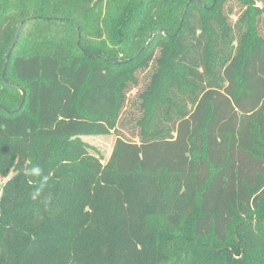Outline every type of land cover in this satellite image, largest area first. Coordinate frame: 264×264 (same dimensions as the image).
<instances>
[{
  "label": "trees",
  "instance_id": "trees-1",
  "mask_svg": "<svg viewBox=\"0 0 264 264\" xmlns=\"http://www.w3.org/2000/svg\"><path fill=\"white\" fill-rule=\"evenodd\" d=\"M201 1L0 0V54L19 17L21 31L34 21L81 37L75 54L42 32L20 47V31L7 59L0 175H13L0 192V264H169L166 225L196 246L185 238L225 243L236 221L253 248L264 225V0ZM124 117L138 140L117 135L101 165L80 137ZM34 165L42 175L25 176Z\"/></svg>",
  "mask_w": 264,
  "mask_h": 264
},
{
  "label": "rangeland",
  "instance_id": "rangeland-1",
  "mask_svg": "<svg viewBox=\"0 0 264 264\" xmlns=\"http://www.w3.org/2000/svg\"><path fill=\"white\" fill-rule=\"evenodd\" d=\"M255 4L261 5V2L257 1ZM20 19L21 17L14 20L13 25L15 27L17 26V28L19 26ZM261 21H263L261 26L264 28V17ZM40 32L46 33L47 37L55 36L56 40H63L62 45L64 47L62 48L63 50L65 49L68 53H77L76 48L77 45H80L81 37L80 35L78 36L77 32L74 31L72 27L65 26L63 24H57L55 26L51 25L50 29L48 30L34 21L25 24L20 34V47L25 43L33 40L34 37ZM260 33H263L262 28L260 30ZM96 40L97 38H91L89 39V42H95ZM11 43L12 41H10L9 44L11 45ZM20 50V48H16L15 53L20 52ZM7 51H5V53L3 54H0V79L2 77L3 71L4 75H6L5 73H7V63L6 65H4ZM15 53L13 52L12 54ZM7 75L9 76L8 73ZM135 91L136 88H132L130 94L133 95ZM4 98L10 100L12 98H15V95L9 92L5 94ZM128 112L129 109H127L126 112L124 111L122 115H127ZM126 120H128V117H124V125H122V123H119L116 131H111L107 134H90L80 137L82 142L86 144L89 153L92 154V156L96 157L101 165H105L109 161L117 135H120L129 140H138L136 132L133 133L132 131V123H129ZM11 175H13V171L8 173L7 176L9 177ZM7 176L0 175V192ZM241 219L242 218L239 217V219L236 220ZM188 221L189 217L185 215L182 222L179 224L184 231H186L185 228ZM235 224L236 221H233L230 224L229 237L225 243H211L209 238L196 237L193 239H189V237L185 238L181 236V238H185L188 241L192 240L196 242V246L179 244L183 243V241L178 242V240H180V237L177 235V231L171 227H167L166 225L163 228V244L168 250L175 252L169 264H195V261L198 262L197 264H264V225L259 230V237L254 242L253 248L247 251V249L241 246L240 233L236 231ZM199 246H201V248H199ZM211 247L214 250L213 253L210 252ZM204 248L208 251H205L200 256H197L196 259H192L197 251H199L198 253H201V250H203Z\"/></svg>",
  "mask_w": 264,
  "mask_h": 264
},
{
  "label": "water",
  "instance_id": "water-1",
  "mask_svg": "<svg viewBox=\"0 0 264 264\" xmlns=\"http://www.w3.org/2000/svg\"><path fill=\"white\" fill-rule=\"evenodd\" d=\"M190 1H191V0H190ZM197 1H199L202 5L205 6V4L203 3V1H201V0H197ZM215 1H216V0H213L212 4L209 6L210 8L214 5ZM186 7H187V6H185V8H184L183 14H182V16H181V20H180V22H179V24H178V26H177V28H176L174 34L177 33V31L179 30V28H180V26H181L182 20H183L184 15H185ZM209 7H208V8H209ZM23 23H24V20H23V21L19 24V26H18L17 32H16V34H15V36H14V39H13V41H12L11 47H10V49H9L8 52H7V55H6V58H5L4 65H6V63H7V59H8V57H9V54H10L12 48L14 47V45H15L17 39H18V36H19L20 31H21V28H22ZM157 31H159V32H163V33H164V30H163V29H160V30H157ZM154 32H155V31H154ZM154 32H151V33H150V35H149V39H148L147 43L149 42V40H150V38H151V36L153 35ZM147 43H146V44H147ZM146 44H145V45H146ZM134 56H136V54H135ZM3 70H4V69H3ZM3 75H4V71L2 72V76H3ZM19 89H20V92H21V95H22V100H21V103H22L23 100H24V96H25V90L22 89V88H19Z\"/></svg>",
  "mask_w": 264,
  "mask_h": 264
},
{
  "label": "clouds",
  "instance_id": "clouds-1",
  "mask_svg": "<svg viewBox=\"0 0 264 264\" xmlns=\"http://www.w3.org/2000/svg\"><path fill=\"white\" fill-rule=\"evenodd\" d=\"M24 175L28 177H40L42 175V169L38 165H34L30 168L24 169ZM47 181V177H43V181L40 186L32 193V199L35 200L40 194Z\"/></svg>",
  "mask_w": 264,
  "mask_h": 264
}]
</instances>
